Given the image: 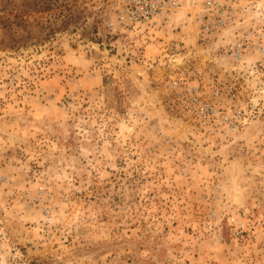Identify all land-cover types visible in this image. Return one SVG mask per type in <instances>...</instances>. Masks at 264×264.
Returning a JSON list of instances; mask_svg holds the SVG:
<instances>
[{
  "label": "rangeland",
  "instance_id": "rangeland-1",
  "mask_svg": "<svg viewBox=\"0 0 264 264\" xmlns=\"http://www.w3.org/2000/svg\"><path fill=\"white\" fill-rule=\"evenodd\" d=\"M122 1L0 0V264H264V0Z\"/></svg>",
  "mask_w": 264,
  "mask_h": 264
},
{
  "label": "built area",
  "instance_id": "built-area-1",
  "mask_svg": "<svg viewBox=\"0 0 264 264\" xmlns=\"http://www.w3.org/2000/svg\"><path fill=\"white\" fill-rule=\"evenodd\" d=\"M234 0H206L195 13L194 20L207 36L219 33L233 25L236 9ZM116 16L108 23L112 31L141 34L158 25L161 20H170L182 8V0H124L117 3ZM233 57L241 60L245 47L234 43L230 48ZM193 95L192 90H188ZM195 102L198 99H194ZM205 108H202L204 111Z\"/></svg>",
  "mask_w": 264,
  "mask_h": 264
}]
</instances>
